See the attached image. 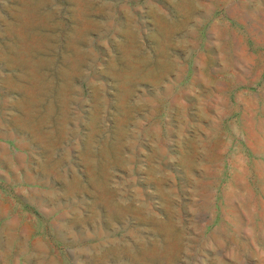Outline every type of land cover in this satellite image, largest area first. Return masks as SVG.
I'll list each match as a JSON object with an SVG mask.
<instances>
[{
    "label": "rangeland",
    "instance_id": "obj_1",
    "mask_svg": "<svg viewBox=\"0 0 264 264\" xmlns=\"http://www.w3.org/2000/svg\"><path fill=\"white\" fill-rule=\"evenodd\" d=\"M0 264H264V0H0Z\"/></svg>",
    "mask_w": 264,
    "mask_h": 264
}]
</instances>
